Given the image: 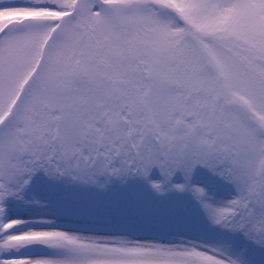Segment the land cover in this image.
I'll list each match as a JSON object with an SVG mask.
<instances>
[{
  "label": "snow or ice",
  "instance_id": "snow-or-ice-1",
  "mask_svg": "<svg viewBox=\"0 0 264 264\" xmlns=\"http://www.w3.org/2000/svg\"><path fill=\"white\" fill-rule=\"evenodd\" d=\"M0 264H264V0H0Z\"/></svg>",
  "mask_w": 264,
  "mask_h": 264
}]
</instances>
